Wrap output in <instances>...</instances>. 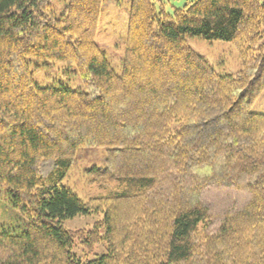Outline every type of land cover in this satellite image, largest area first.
I'll return each mask as SVG.
<instances>
[{
	"label": "trees",
	"instance_id": "obj_1",
	"mask_svg": "<svg viewBox=\"0 0 264 264\" xmlns=\"http://www.w3.org/2000/svg\"><path fill=\"white\" fill-rule=\"evenodd\" d=\"M108 1L0 0V199L28 221L0 228V264H264V0H132L120 74L96 42ZM56 64L69 82L36 79ZM91 148L111 153L84 202L63 181Z\"/></svg>",
	"mask_w": 264,
	"mask_h": 264
},
{
	"label": "rangeland",
	"instance_id": "obj_2",
	"mask_svg": "<svg viewBox=\"0 0 264 264\" xmlns=\"http://www.w3.org/2000/svg\"><path fill=\"white\" fill-rule=\"evenodd\" d=\"M157 9L162 6L169 14H173L175 9L183 8L197 0H155ZM64 0H55V7L60 11ZM132 0H109L104 7V11L99 21V31L96 42L107 54L114 69L120 74L125 58L126 39L129 29L130 12ZM189 45L201 57L207 60L219 73H236L242 69L238 52L232 42L226 41H206L198 37H189ZM53 72L50 73V70ZM68 75L64 73L61 64L52 65L40 70L36 74L39 82L50 83L53 79L68 81ZM52 77V78H51ZM51 78V79H50ZM69 82V81H68ZM76 87L82 82L78 81ZM254 111L264 114V93L255 103ZM110 150L106 148L82 149L78 154V159L73 165L63 184L70 188L81 200L88 202L92 198L100 197L104 194L101 188L91 180L90 171L94 168L106 169V159ZM103 219V214H91L77 216L73 219L65 220V228L77 230H92L96 222ZM27 219L12 205L11 201L4 197L0 199V228L24 227ZM74 253L83 256L81 248H75ZM94 257H88L93 259Z\"/></svg>",
	"mask_w": 264,
	"mask_h": 264
}]
</instances>
